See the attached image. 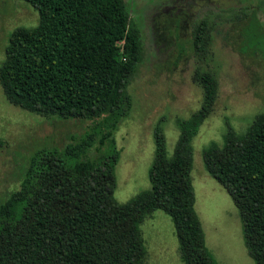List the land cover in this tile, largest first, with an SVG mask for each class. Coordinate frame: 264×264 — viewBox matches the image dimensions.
I'll return each instance as SVG.
<instances>
[{
	"label": "trees",
	"instance_id": "obj_1",
	"mask_svg": "<svg viewBox=\"0 0 264 264\" xmlns=\"http://www.w3.org/2000/svg\"><path fill=\"white\" fill-rule=\"evenodd\" d=\"M23 1L38 17L8 34L0 63L4 97L37 115L91 124L63 151H35L18 188L0 201V264H141L139 225L156 209L170 219L182 264H217L204 243L189 177L190 137L215 97L209 71L195 72L201 104L177 121L170 154L159 127L153 129L149 187L119 203L108 137L130 109L126 86L140 59L138 29L123 0ZM205 41L200 22L193 50L202 52ZM201 157L238 211L253 264H264V111L241 134L227 125L221 144H208Z\"/></svg>",
	"mask_w": 264,
	"mask_h": 264
},
{
	"label": "rangeland",
	"instance_id": "obj_2",
	"mask_svg": "<svg viewBox=\"0 0 264 264\" xmlns=\"http://www.w3.org/2000/svg\"><path fill=\"white\" fill-rule=\"evenodd\" d=\"M123 2L138 29L141 52L126 86L130 109L108 137L114 151L113 197L121 203L149 187L153 129L159 127L170 154L178 136L177 121L188 120L201 104L195 72L207 70L216 89L211 109L189 142L193 207L205 246L217 264H253L243 243L238 211L207 173L201 153L210 143L221 144L227 125L241 134L264 111V0ZM37 17L23 0H0V63L9 32L17 26H34ZM200 22L206 41L202 52L196 53L191 39ZM89 124V120L23 110L9 103L0 87V201L18 188L35 151H63L80 140ZM94 145L95 141L87 154L93 153ZM139 230L145 247L141 264H182L165 213L152 211Z\"/></svg>",
	"mask_w": 264,
	"mask_h": 264
}]
</instances>
